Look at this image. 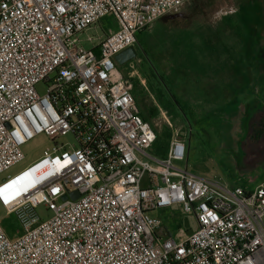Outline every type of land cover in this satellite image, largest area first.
Wrapping results in <instances>:
<instances>
[{"label": "built area", "instance_id": "built-area-1", "mask_svg": "<svg viewBox=\"0 0 264 264\" xmlns=\"http://www.w3.org/2000/svg\"><path fill=\"white\" fill-rule=\"evenodd\" d=\"M186 1L0 0V175L37 135L73 139L0 183L19 229L9 237L0 223V264H264V182L246 191L194 174L177 133L153 155L136 68L126 63L123 77L114 59ZM108 16L115 30L84 49L77 35ZM34 168L32 186L11 193ZM175 204L194 215L192 233L163 234L151 214Z\"/></svg>", "mask_w": 264, "mask_h": 264}, {"label": "rangeland", "instance_id": "rangeland-1", "mask_svg": "<svg viewBox=\"0 0 264 264\" xmlns=\"http://www.w3.org/2000/svg\"><path fill=\"white\" fill-rule=\"evenodd\" d=\"M194 1L184 2L174 12L192 10ZM200 6L203 10L199 16L192 17L185 13L183 19L175 21L172 16L174 12H171L136 34L135 47L138 53L132 64L138 69L140 77L147 78V90L155 98L159 91H163L167 98L173 100V95L178 102L177 105L173 104L175 111L171 109L174 106H169L171 110L166 113L162 111L164 117L158 110L147 109L146 118L154 127L156 135L151 153L160 156L166 152L171 136L177 133L185 142L187 164L191 172L227 185L253 187L264 179V150L256 149L254 146L258 141L250 137L261 117L264 119V110L252 114L246 127H243L244 120L240 121L243 119V105L225 103L232 97L225 90V82L233 72H239L242 77L247 73L249 76L245 81L251 84L244 85L242 92H262L264 0H211L209 4ZM224 14L225 27L228 26L232 36L239 39L237 44L240 47L225 49L200 46L201 42L192 36L198 32V26L212 24L211 21ZM114 28L113 19L108 16L77 37L87 50L97 45L108 30ZM235 44L231 42V45ZM118 69L125 73V65L118 66ZM150 77L151 81L148 80ZM136 81L132 80V86L138 93V105L147 108L150 105L149 95L144 88L143 92L136 88ZM37 91L43 94L45 86L38 85ZM240 92L234 93V100L242 98ZM54 143L69 148L73 139L70 136H57L54 139L44 134L35 136L21 147L24 159L4 171L0 175V183L36 162ZM259 159L261 161L253 165L248 161ZM36 213L41 220L52 215L43 205L36 208ZM151 214L161 220L163 234L183 236L192 233L197 227L194 215L182 212L180 205L175 204L170 209L156 210ZM0 223L9 237L19 230L15 216L7 214L1 206Z\"/></svg>", "mask_w": 264, "mask_h": 264}, {"label": "crops", "instance_id": "crops-1", "mask_svg": "<svg viewBox=\"0 0 264 264\" xmlns=\"http://www.w3.org/2000/svg\"><path fill=\"white\" fill-rule=\"evenodd\" d=\"M211 0H195L193 3L195 4V7L192 8V10L187 11V10H183V11H177L174 12L175 10L171 11L174 12L172 14L173 18H175V21H178V19H183L185 17V13L186 15H190L192 17L194 16H199L201 10H203L202 8H200V5H205V4H209ZM171 12L163 15H169L171 14ZM215 15H218L215 14ZM162 16V17H163ZM187 16V17H188ZM160 17V18H162ZM158 18V19H160ZM113 23L115 25V22L113 20ZM204 23H206L204 21ZM212 24H202V26H198L199 30L198 32H194V34L192 35L193 37H195L197 40H199L201 42L202 47H206V48H220L223 47L225 49H228V47L233 46L234 48L236 47H240L237 43L239 42V39L235 38V36H232L233 33H231V31L229 30L228 26L225 27V14L224 15H220L219 18L217 20L211 21ZM116 28V26H115ZM114 28V30H115ZM110 30V29H109ZM236 34V33H235ZM231 42L236 43L235 45H231ZM232 48V47H231ZM136 68V67H135ZM121 75L123 77L127 76V71L125 70V73L120 72ZM136 73L137 75L134 76L132 78V80H137V87L136 88H140L139 90H143V88L145 89V91L148 93V97H149V101L148 103L150 104L149 106H147V108H141L138 105V96H137V91H135L136 89H134L133 87V96L135 99V102L137 104V107L139 109V112L142 116L146 117V113L148 110H150V108H153L154 110H158L160 111V113L162 114L161 116L164 117V112H168L172 109V111H175V102L174 100H170L169 98H167V96L163 93V91H159L158 92V96L157 98H155L154 94H152V92L147 90V85H145V82L147 83V78H142L139 76L138 74V69H136ZM262 75V74H260ZM249 76V74L245 73L243 75V77L239 74V72L232 73V76L229 77L227 83L225 82V90L229 93V95H232L231 98H229L225 103H228L230 105H243V114L242 117L243 119L240 120L243 123V127H246L247 121L250 119V116L252 114L256 115L257 112H260L262 109L264 110V86H262V92L258 93L257 90L251 91L249 94H245V92H242L244 89V85H249V83H247V81H245V78H247ZM261 77V76H260ZM150 79V80H149ZM151 77L148 78L149 81H151ZM241 91V92H240ZM244 91H248L247 89H245ZM143 92V91H142ZM242 93V97L241 99H233L234 93ZM236 96V95H235ZM233 99V101H232ZM177 100V99H176ZM175 104V105H173ZM148 105V104H147ZM169 106H174L171 109H169ZM148 109V110H147ZM177 109V108H176ZM164 111V112H162ZM234 111V110H233ZM230 111V112H233ZM229 112V111H228ZM247 114V116H246ZM242 117H240L239 119H241ZM263 117H261V121L259 122V125H257L256 130L254 131V134L252 135V137L256 141H258V143L256 142L255 144V148H261L262 150H264V119H262ZM247 136V135H245ZM249 137V136H248ZM164 154L166 152H163ZM252 159V158H251ZM264 159V158H263ZM251 161V164L253 163H258L261 160H248ZM186 163H187V159H186ZM252 164V165H253ZM264 182V179L261 180L258 184H254L253 187H250L251 185H239V184H233V185H227L229 187H241L246 191H250L253 190L256 186L260 185L261 183Z\"/></svg>", "mask_w": 264, "mask_h": 264}, {"label": "water", "instance_id": "water-1", "mask_svg": "<svg viewBox=\"0 0 264 264\" xmlns=\"http://www.w3.org/2000/svg\"><path fill=\"white\" fill-rule=\"evenodd\" d=\"M137 53L138 50L135 47H129L127 49H125L124 51L118 53L117 55H115V62L117 63L118 66H123L126 63L136 59L137 57ZM78 197L77 192H73L70 194V198L72 200L76 199ZM63 200L66 199V197H62Z\"/></svg>", "mask_w": 264, "mask_h": 264}, {"label": "bare ground", "instance_id": "bare-ground-1", "mask_svg": "<svg viewBox=\"0 0 264 264\" xmlns=\"http://www.w3.org/2000/svg\"><path fill=\"white\" fill-rule=\"evenodd\" d=\"M34 170L35 168L27 172L26 174H23L18 178L12 180L11 183L7 186V188L10 189V192L15 193L19 190H28L32 186V182L29 179V174Z\"/></svg>", "mask_w": 264, "mask_h": 264}, {"label": "trees", "instance_id": "trees-1", "mask_svg": "<svg viewBox=\"0 0 264 264\" xmlns=\"http://www.w3.org/2000/svg\"><path fill=\"white\" fill-rule=\"evenodd\" d=\"M132 92H133V91H132ZM171 97L173 98L175 104H178L176 98H175L173 95H171ZM141 117L143 118L144 121L149 122L148 118H146V117H144V116H142V115H141ZM149 123H150V122H149ZM164 155H165V154H164L163 152L160 154V156H164ZM161 224H162V223H161ZM175 236H177V237H181L182 234H181V235H175Z\"/></svg>", "mask_w": 264, "mask_h": 264}]
</instances>
